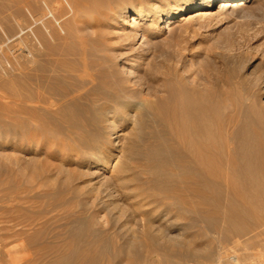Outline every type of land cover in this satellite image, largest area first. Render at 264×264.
Returning <instances> with one entry per match:
<instances>
[{"label": "rangeland", "instance_id": "obj_1", "mask_svg": "<svg viewBox=\"0 0 264 264\" xmlns=\"http://www.w3.org/2000/svg\"><path fill=\"white\" fill-rule=\"evenodd\" d=\"M163 1L0 0V229L7 228L10 233L14 225L13 229L20 233L4 240L0 264H8L6 251H12L14 256L29 255L30 264H147V259L141 256H144L142 253L149 240L144 237L147 240L144 244L140 236L146 235L148 228L159 243L169 241L168 244L176 245L175 248L187 254L186 261L181 256L178 257L181 260L172 259L173 264H234L231 259L234 256L240 264H264V222L244 236L227 232L228 226L222 223L219 227L221 232L226 229L227 238L209 233L206 223L202 224L194 212L178 211L158 200L152 201L158 194L174 192L184 195L186 192V196L198 200V194L190 189L192 180L180 177L173 170L171 159L160 163V167L171 174L162 178L163 183L161 178L139 172L136 167L144 161L140 162L135 156L129 158L128 153L136 136L146 139L143 140L145 143L138 142L139 148L151 143L153 139L147 140L146 134L158 124L165 129L166 136H170L168 99L161 89L167 78L182 75L190 82L207 83L211 89L221 92L230 89L229 83H240L246 78L257 85L259 92L247 97L240 87L238 89L235 97L238 101L234 98L237 104L234 143L239 148L238 153L256 157L254 164H262L261 169H264V151L261 150L264 148V0H214L202 8L203 12L193 13L191 18L184 20L176 19L174 24L172 19L180 12L173 8V3ZM235 3H238L237 7H234ZM168 5L172 9L168 11L169 16H165L162 9ZM189 9L185 15L191 12ZM154 14H157L156 22L150 17ZM161 23V29L155 32V26ZM34 34L45 39L35 41ZM32 44L36 45L35 66H44L43 73L47 77L60 78L63 86L73 85L76 80L77 84L84 56L91 76L86 79L94 83L88 81L93 96L87 100L75 94L66 98L52 92L45 94L51 101H59L61 111L58 112L63 116L49 119L50 127L44 130L27 121L23 112L17 118L13 115L17 109L14 79L19 75L18 79L26 83L25 70L30 62L28 54ZM15 56L23 69L18 75L11 67ZM120 96L128 104L143 105L139 113L135 106L121 110L114 104L105 115L111 125L108 122L101 124L102 128L116 127L111 140L119 143L117 161L120 170L125 169L122 173L96 166L91 156L83 154L86 152L78 145V140L85 136L84 124L95 125L94 118L100 116L97 109L104 104H113L112 100ZM72 97L76 98L77 105L71 104ZM50 109V113L56 110L55 107ZM145 115L147 120L143 118ZM60 116L71 122L56 124ZM48 118L44 119L47 121ZM138 120H144L145 131H140ZM145 121L151 124L147 125ZM101 152L106 153L105 146ZM115 153H106L110 155L108 163L113 161ZM144 164L151 167L158 163L147 161ZM261 171L264 175V170ZM170 176L177 178L176 182L171 181ZM237 176L235 182L246 188L250 186L248 177ZM120 177H125L124 183L119 181ZM220 183L221 191L239 199V191L232 189L227 179ZM242 194L248 195L247 198L253 195L251 190H244ZM247 198V201L251 200ZM199 207L205 209V205ZM186 213V216L181 215ZM263 215L261 212L260 217ZM5 232L0 231V234ZM115 245L125 249V253H113ZM89 247L91 253L86 249ZM245 248L250 260L241 262L247 255ZM89 253L92 256L87 255ZM239 254H243L242 259L238 258ZM163 258L159 256L155 260L164 264Z\"/></svg>", "mask_w": 264, "mask_h": 264}, {"label": "bare ground", "instance_id": "obj_2", "mask_svg": "<svg viewBox=\"0 0 264 264\" xmlns=\"http://www.w3.org/2000/svg\"><path fill=\"white\" fill-rule=\"evenodd\" d=\"M196 1H197V3L192 8L189 9V6ZM213 1L214 0H164L162 3L166 4V2H169V3L171 2V3H173V8L178 9V12H180L178 17H175L172 19L173 20L172 24H174V23H177V22H174L176 19H179V20L183 19L184 20V19L189 18V17L191 18V14H193V13L198 14V12H203L204 10L202 8L209 6L211 4V2H213ZM238 1H240V0H238ZM237 4L238 3H235L234 7H237ZM228 6L231 7L232 5H228ZM55 8H56V6H55ZM101 8L102 7H99L98 9H101ZM170 9H172V7H170V5H168L166 8L164 7L162 9L165 12V16H169L170 13L168 11ZM188 9L191 10V12L189 14L185 15L186 13H188L187 12ZM155 10L156 9L153 8V11H155ZM153 11H152V13H153ZM184 15H185V17H184ZM186 16H188V17H186ZM150 17L153 19L154 22H156L157 14H154ZM132 21H135V19H132ZM160 26L162 27V23L160 25H157V27L155 26V29H156L155 32H157L158 30L161 29ZM42 35H44V34L42 33ZM42 37L44 38V36H42ZM42 37H41V35L34 34V40L35 41H39V42L42 41ZM45 37H46V35H45ZM35 46H36L35 44H32V47H31L32 50L30 49V52L28 54L30 62H29V64L27 63L28 67H27V70H25V71H27V73H25L26 74V78H25L26 83H23L20 79H18V77H19L18 72L22 69V64L19 61H17L18 60V59H16L18 56L17 54H16L17 56H15L14 60H13L14 64L12 62H11L12 66L10 64V66L12 67L14 72L17 73V75H18V77L16 79H14L15 81L13 83V84L17 83L16 84L17 88L14 89L15 90L14 94L17 96V99L15 100L14 104H16L15 107L17 109H16L15 114H13V113L12 114L15 115V117L17 118V116L23 112L25 115H27V121H30L32 123L34 122V125L37 128H41V130H44V129H48L50 127V123H49L50 120L49 119H54L55 116L61 115V113L58 112V111H61V106L59 104V101L58 102L51 101L50 98L46 97L47 94L52 92L54 94H57L59 96L65 97V98L74 96V94H75L78 97H80V99L82 98V99L87 100L88 97L93 96V88H88L91 83L88 84L89 80L87 81V79H88L87 77L89 76V78H90L91 76H90L87 69L90 67L87 66V63H86L84 56L82 57V60H81L82 69L81 70L79 69L80 73L77 74L78 83L76 84L77 80L76 81L74 80L75 84L72 85V83H71V85L67 84V86H66V84H65V86H63V84H62L63 80H60V78H56L55 76L49 77L51 75H48V77H47L46 75H44V73H43L45 70L44 66H42V65L41 66H35V64H36ZM18 51H19V49L16 50V52H18ZM92 53H94V52H92ZM14 54H13V56H14ZM97 58H98V56H97ZM61 63H62V61H61ZM98 71H99V69H98ZM92 77H93V75H92ZM168 79L169 78H167L166 83L161 87V89H164L165 93L167 94L166 97L168 99L167 100L168 105L166 104V107L168 109L167 110L168 111V117H169V121H170V125H171L170 136H166L167 133H166L165 129L162 128V126L160 124H158L157 127H155V126L153 128L151 127L152 130L150 132H147L146 135L148 137L147 140L153 139L152 142L145 145V146H140V148L143 147L140 149L138 147L139 146L138 142L142 141V143H145V142H143V140L146 141V139H144L143 137L140 138L139 136L134 137L135 142H133L132 146L129 147V148H131L128 152L129 158H133V156H135V157H137V160H139L140 162L141 161L142 162L143 161L144 162H147V161L151 162L152 161V163H153V161H154V162L158 163L156 166L150 165L151 167H148L143 162V163H140L136 168L138 169L139 172L141 171V173H143V172L149 173L155 179L161 178L162 182H163V180H162L163 177L166 178L168 175H171V174L168 173V171H166L165 169L161 168L160 163L163 161H166L167 159H169V160L171 159V164H172L173 170H175L176 173L180 177L184 176L186 178L191 179L192 181H191L190 189H191V191H194V193L198 194V196H197L198 200H195V198L193 200L191 197L186 196L187 194L185 191L188 192L187 189L185 191L183 190L185 192V195L181 194V193L176 194L175 192H174L175 194L173 193L171 195H168V194L165 195L161 191V193L163 195L159 196V194H158V196H156L155 199L153 198L154 199V200H152L153 202L155 200H158L160 202V204L165 203V205L174 207V209L177 208L176 210L181 209L182 211H185V212H194L197 215V217H199L198 219H199V221H201V223L202 222L206 223V227H207L206 231H208L211 234L216 233L219 236L221 235L223 238H227L228 235L224 233V232H226V229L224 232H221V227H219V225L222 223L223 225L225 224L228 226L227 232H229L233 235H236L238 237L241 235L242 236L248 235V233L252 232L255 227H257L258 225H262L264 222V217L263 218L260 217L261 212L262 213L264 212V177L262 178V176H264V175H261L262 174L261 170H264V169H261L260 165H262V164H260V162H259L264 157L261 156L262 158L260 157V160L259 161L257 160V163L260 164V165H258L256 163L254 164L256 157L253 158L252 156H249L247 153H242V154L240 152L238 153L239 148H236L235 143H234L235 139H236L235 132H234V127L236 126L235 125L236 121L234 119L236 118L235 114H236V110H237V108L235 107V105H237V104H235L234 98L238 95L239 87L241 88L240 90L243 91L244 95H246L247 97H252V96L256 95L259 92L257 85H253V83L251 82L250 79L242 78L243 80H241L240 83L239 82L236 83L235 81H234L235 83H229V84H231V85H229L230 89L228 88V90L221 92V91L211 89L210 87H208L207 83L190 82V81L186 80V78L184 76L178 75V74L174 78L169 79V80ZM64 80H66V78ZM50 81H52L54 83L49 84ZM68 81H70V80H68ZM12 82H13V80H12ZM89 82H92V81H89ZM92 84H94V83L92 82ZM136 85H137V87L141 86V84H136ZM16 86L14 85V87H16ZM22 91H25L27 93V96L23 95L24 92L22 93ZM154 91H155V89H154ZM156 91L158 92V90H156ZM94 92H96V91H94ZM123 92H125V91H123ZM26 93H24V94H26ZM11 94H12V92H11ZM14 94L12 96H15ZM21 95L24 96V98H21ZM166 97L164 99H166ZM15 98L16 97H14V99ZM236 98H235V100L238 101ZM74 99H76V98H74V97L70 98L71 104L73 102L75 105L77 102H75ZM164 99H162V100L165 101ZM238 99H239V97H238ZM60 102H63V101L60 100ZM227 102L229 104H227ZM112 103L113 104H108V105L104 104V106L99 105L101 107H99V109H97V110L99 111L100 116L98 115V117L96 116L94 118L95 125L92 126V124L91 125L88 124L85 126L84 123H81V124H84L83 131L85 133V136L81 140H78V145L80 146L81 150L86 152V153L82 152L83 154H86V155L89 154L91 156V158L93 160L92 163L95 164L96 166H99V167H101L107 171H112V172H115V171L117 172L119 170L118 172L122 173V172H125V169L120 170L121 166L118 165V161H117L119 154H120V151H118V148H117V146H119L118 145L119 143H114V140H113V142L111 140L112 139L111 137L113 136V134L116 133V130H115L116 127L114 125L112 127H108L109 128V131H108L107 126L106 127L104 126V128H102L101 124H106L107 122L109 123L110 120H108L105 117V115H106L107 111L109 110V108L114 107V104L119 106L121 110H124L125 107L127 108V106H130V105L135 106L136 109L139 110V113H140V109L143 108V105H142V103H135V104L130 103V104H128L122 96H120L119 98L113 99ZM97 104H98V102H97ZM50 107L56 108L55 111L53 110L54 113L49 112L50 110L52 111V109H50ZM120 109H118V110H120ZM230 109H233V110H230ZM46 115H48V116L52 115V117L48 118V116H46ZM39 116H46L49 121L48 120L46 121V119H44L46 117L40 118ZM61 116H63V115H61ZM61 116H60L59 120H57L56 124H61L62 122H69V123L71 122L70 119H68L66 117L62 118ZM146 116L147 115H145L143 117L145 120H147L145 118ZM138 119H140V118H138ZM143 121L142 120L136 121L138 127L140 126L141 132L143 130L145 131V128H146V125L144 124ZM156 121H158V120H156ZM146 122L147 121H145V123ZM32 123H29V124H32ZM85 123H87V122H85ZM150 124H147V125H150ZM109 125H111V123H109ZM53 126H51V127L54 129ZM106 129H107V132H106ZM146 130H149V129L147 128ZM138 134L142 135V133H138ZM165 140H169L170 142L164 143ZM103 146H105L106 153L110 154L111 152H117V153H115L114 158L112 159L113 161L108 163V160H109L108 156H110V155L101 152ZM106 146H107V149H106ZM263 149L264 148H262L261 150L264 151ZM262 151H260V152L262 153ZM261 153L259 154V156L261 155ZM250 155H252V153ZM259 156H257V159H259L258 158ZM134 165H135V163H134ZM256 165H258V166H256ZM259 170L261 172H259ZM143 174H145V173H143ZM239 174H244L246 177H248L251 180L249 187L246 188L245 186H242V184L239 185L237 182H235L234 178L238 177L237 175H239ZM147 175L148 174H146V176ZM150 175H148V176H150ZM172 177L173 176H170L171 181H173L172 179H174V180L177 179L175 177L174 178H172ZM189 179H187V180H189ZM222 179H227L228 185L232 189L234 188V190L236 189L237 191H239V199H235L233 196L225 194L223 191H221L222 189L220 186L221 185L220 180H222ZM167 180H168V178H167ZM184 180H186V179H184ZM119 181H122L124 183L125 177L124 178L120 177ZM149 181L152 182L151 180H149ZM146 182H147V180H146ZM173 182H176V180ZM148 185H150V184H148ZM161 185H162V183H161ZM161 185H159V186L161 187ZM156 188H158V187H156ZM166 189H168V187ZM157 190H159V188ZM168 190H170V189H168ZM244 190H246V191L251 190L252 191V193H253L252 197H251V195L249 196L251 198V200L249 199L250 201L246 200L248 195L245 197L244 194H242V191H244ZM190 192H188V194H191ZM194 193L192 195H195ZM250 193L248 192L247 194H250ZM211 194H213V195H211ZM151 197H153V196H151ZM160 204H158V205H160ZM201 204L205 205V209H202L203 207L202 208L199 207V205L202 206ZM166 209H167V207H166ZM6 213H7V211H6ZM180 213H182V212H180ZM174 215H176V214H174ZM181 215L186 216L187 213L181 214ZM196 215H194V216H196ZM186 219H185V221H187ZM255 219L258 220L256 223L253 222ZM185 221H183V222L186 223ZM192 223L197 224V222H193V221H192ZM147 224H148V221H147ZM15 225H18V224H15ZM173 225H174V223H173ZM195 226H197V225H195ZM13 228H15L14 225L10 229V233H8L9 229H7V228L0 229V231H2V232L7 231L5 233L0 234V250L5 247V244H4V242L6 241L5 239L13 237V236H17L18 234H20L18 229H13ZM144 229H146V228H144ZM151 229H152V227H151ZM199 230H201V229H199ZM189 231H187V232H189ZM204 231H205V229H204ZM144 233L145 232H143V234ZM145 234L146 235H141L140 237H142L143 240H144V237H147L149 240V243L147 242L148 243L147 244L146 243L147 240L146 241L144 240V242H143L141 239V241L144 244L146 243L144 250H143V253H142L144 256H141V257L147 259V260L143 259V261L145 260L147 262V264H159V262L156 261L157 257H159V256L164 257L163 258L164 264H173L172 259L177 258L178 260H181L178 258L181 256H184L185 261L187 260V258H185V257H187V254L184 253L183 251H180L179 249L175 248V247H177L176 245L168 244L169 241L166 243H163V244L159 243V241L151 233V230L149 228L146 230ZM181 235H182V233H181ZM166 236L168 238H170L169 235H166ZM200 236H203V235H200ZM252 236H254V235H252ZM257 236H255V237L257 238ZM202 238H204V236ZM223 238H222V240H223ZM256 238H254V239H256ZM92 239H94V238H91V240ZM89 240H87V241L90 242L91 240L90 241ZM164 240H166V239H164ZM175 240H176V238H175ZM184 240H185V238H184ZM186 240H188V239H186ZM94 241H96V240H94ZM179 241H181V239ZM160 242H161V240H160ZM96 243H98V242L96 241ZM235 243H237V242H235ZM69 244L70 243H68V245ZM92 244H93V241H92ZM95 245H97V244H95ZM140 245L142 246L143 244H140ZM87 246H88V243H87ZM87 246H85V247H87ZM109 246H111V243ZM116 247L113 248V251H112L113 253H119V254L122 253V255H123V253H125V249H123L122 247H119V248L118 247L116 248ZM109 248L110 247H108V249ZM187 248H188V246H187ZM238 248H237V250H238ZM246 248L248 249V246ZM86 249L88 250V252L91 253L92 248L89 247ZM95 249H97V248H95ZM181 249H183V248L181 247ZM247 249H246V251L244 250V252L247 253V251L250 250V249H248V250ZM84 252L85 251H83V253ZM141 252L142 251H140V253ZM5 253H6L8 264H30L31 263V261L29 259V255L16 256V254H15V256H14L12 251L11 252L6 251ZM90 253L87 255H91ZM248 254H249V252L247 253V255L244 254L245 255L244 258L242 256L243 254L242 255L239 254L240 256L238 258H241V256H242L243 259L241 258L242 260L241 259L240 260H241V262L242 261L245 262L246 260H250L249 259L250 257H248L249 256ZM231 259H232V261H234L233 262L234 264H240L239 263L240 261H239V259L238 260L236 259V256L232 257ZM37 260H38V258H37ZM83 260H84V258H83ZM158 260H159V258H158ZM0 262L1 263L3 262V260L1 258H0ZM144 264H146V263H144Z\"/></svg>", "mask_w": 264, "mask_h": 264}]
</instances>
